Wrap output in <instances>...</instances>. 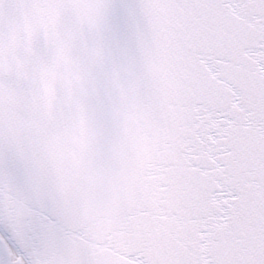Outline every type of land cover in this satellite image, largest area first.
<instances>
[{"label": "snow or ice", "instance_id": "6c2138e0", "mask_svg": "<svg viewBox=\"0 0 264 264\" xmlns=\"http://www.w3.org/2000/svg\"><path fill=\"white\" fill-rule=\"evenodd\" d=\"M0 264H264V0H0Z\"/></svg>", "mask_w": 264, "mask_h": 264}]
</instances>
